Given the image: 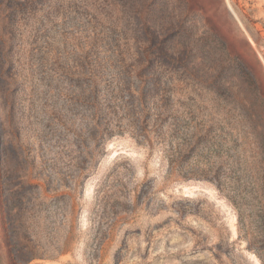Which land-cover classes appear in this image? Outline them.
<instances>
[{
  "label": "rangeland",
  "instance_id": "1",
  "mask_svg": "<svg viewBox=\"0 0 264 264\" xmlns=\"http://www.w3.org/2000/svg\"><path fill=\"white\" fill-rule=\"evenodd\" d=\"M0 264H264V0H0Z\"/></svg>",
  "mask_w": 264,
  "mask_h": 264
}]
</instances>
